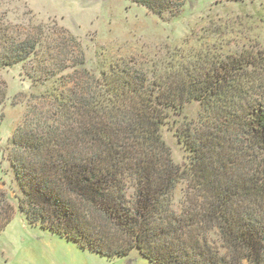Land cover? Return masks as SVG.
<instances>
[{"label":"trees","instance_id":"obj_1","mask_svg":"<svg viewBox=\"0 0 264 264\" xmlns=\"http://www.w3.org/2000/svg\"><path fill=\"white\" fill-rule=\"evenodd\" d=\"M127 1L159 18L186 2ZM6 36L0 32V68L29 61L25 80L46 89L30 99L50 100L52 109L30 121L32 108L9 144L20 195L15 207L0 194V235L17 209L109 261L137 251L151 264H264V48L202 58L150 81L119 64L98 75L82 67L70 79L65 72L79 70L84 55L56 69L44 34ZM6 89L0 81V107ZM193 101L203 106L205 130L194 137L178 130L190 154L182 168L161 128ZM182 181L199 199L176 216L171 198ZM215 230L223 253L210 242Z\"/></svg>","mask_w":264,"mask_h":264},{"label":"rangeland","instance_id":"obj_2","mask_svg":"<svg viewBox=\"0 0 264 264\" xmlns=\"http://www.w3.org/2000/svg\"><path fill=\"white\" fill-rule=\"evenodd\" d=\"M0 32L7 35V41L44 34L51 39L45 49L56 69L60 63L72 66L84 55L85 64L77 66L79 70L65 72L70 79L80 77L82 67L98 75L119 64L140 69L150 81L154 74L166 78L202 58L221 61L228 53L263 49L264 0H186L176 14L171 11L160 18L127 0H0ZM29 66L28 61L0 68V81L7 87V100L0 107V194L6 193L15 207L20 192L10 164L14 152L9 144L32 108L30 121L52 109L50 100L30 99L46 89L25 80ZM67 88L68 93L76 91L75 85ZM258 97L264 101V94ZM204 114L201 103L193 101L182 112L171 111L161 128L174 163L182 168L189 167L190 154L180 143L178 130H189L191 137L202 134ZM127 191L133 196V186H127ZM193 191L186 181L177 186L171 198L174 215H187L194 198L199 199ZM29 221L33 220L16 209L0 235V264H151L137 251L109 261ZM209 239L217 248L222 245L216 230Z\"/></svg>","mask_w":264,"mask_h":264}]
</instances>
